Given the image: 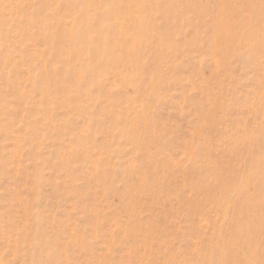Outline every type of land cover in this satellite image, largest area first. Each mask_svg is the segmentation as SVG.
<instances>
[{
  "label": "rangeland",
  "instance_id": "374dc122",
  "mask_svg": "<svg viewBox=\"0 0 264 264\" xmlns=\"http://www.w3.org/2000/svg\"><path fill=\"white\" fill-rule=\"evenodd\" d=\"M0 264H264V0H0Z\"/></svg>",
  "mask_w": 264,
  "mask_h": 264
}]
</instances>
